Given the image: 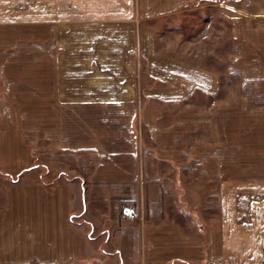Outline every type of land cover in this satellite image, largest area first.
Segmentation results:
<instances>
[{
	"label": "crops",
	"instance_id": "obj_1",
	"mask_svg": "<svg viewBox=\"0 0 264 264\" xmlns=\"http://www.w3.org/2000/svg\"><path fill=\"white\" fill-rule=\"evenodd\" d=\"M202 5L229 22L221 77L155 41ZM224 75L238 107L189 109ZM39 168L7 180L0 264H264V0H0V173Z\"/></svg>",
	"mask_w": 264,
	"mask_h": 264
},
{
	"label": "rangeland",
	"instance_id": "obj_2",
	"mask_svg": "<svg viewBox=\"0 0 264 264\" xmlns=\"http://www.w3.org/2000/svg\"><path fill=\"white\" fill-rule=\"evenodd\" d=\"M219 10V6L202 5L201 8L197 10L151 22L157 46L166 51L168 50L167 52L169 53L177 55L178 58L191 61L209 70H213L221 77L225 74L224 63L229 52L230 26L228 20L221 19ZM207 22L211 23L209 24ZM207 28L210 31V39H201L202 33ZM225 77L226 75H224L223 84L221 85L219 92L208 98H205L201 94L194 96L193 101H191L192 105L189 109L197 110L198 112L204 110L210 112L219 109L238 107L239 104L235 105V102L237 101V103H239L240 95L236 90V87L232 90L231 87H227L226 85V81H231L232 79L235 83L236 80ZM228 98L229 100H227ZM233 102L234 104H232ZM249 108H251V105H249ZM62 170L64 175H61V179H69L74 176L79 177L82 176L81 172H83V174L85 173V171L82 170ZM44 173L45 169L39 168L37 172L32 174V176L26 175V173L20 175V179L22 178L21 181L23 182H29L32 180H36L37 182L40 181L39 179L44 178ZM19 174L20 173H0V217L6 221V215L9 216V213H16L13 208H11L10 194H12V186L8 187L9 184L7 183V180L12 179L13 181ZM10 176L11 178H9ZM42 180L43 179H41V181ZM71 189H78V186L72 185ZM22 193L23 191H20V194ZM18 205L22 206L19 207L20 213H24V203L20 202ZM125 205H128V203ZM125 205L123 210L125 209ZM141 251V236H137V238L133 240V252L135 257H138V260L140 259ZM124 256V262L127 264L128 259L126 255ZM132 260L135 263L138 262L135 258Z\"/></svg>",
	"mask_w": 264,
	"mask_h": 264
},
{
	"label": "built area",
	"instance_id": "obj_3",
	"mask_svg": "<svg viewBox=\"0 0 264 264\" xmlns=\"http://www.w3.org/2000/svg\"><path fill=\"white\" fill-rule=\"evenodd\" d=\"M123 211H124L125 217L128 220H131L134 218V214L137 211V205L133 203L128 204L125 206V209Z\"/></svg>",
	"mask_w": 264,
	"mask_h": 264
},
{
	"label": "trees",
	"instance_id": "obj_4",
	"mask_svg": "<svg viewBox=\"0 0 264 264\" xmlns=\"http://www.w3.org/2000/svg\"><path fill=\"white\" fill-rule=\"evenodd\" d=\"M27 170H22V171H20L19 173V175L16 177V179H14L13 181L14 182H16V181H18L19 179H20V175H22L24 172H26ZM64 173H62V175H63ZM9 178H11V176L9 177ZM12 180V179H11ZM166 264H195V262H193V261H183V260H173V261H171V262H168V263H166Z\"/></svg>",
	"mask_w": 264,
	"mask_h": 264
}]
</instances>
